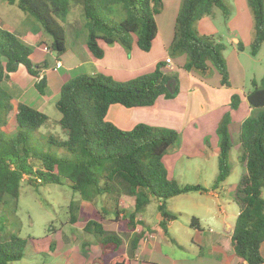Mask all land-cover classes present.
<instances>
[{
  "label": "trees",
  "instance_id": "obj_1",
  "mask_svg": "<svg viewBox=\"0 0 264 264\" xmlns=\"http://www.w3.org/2000/svg\"><path fill=\"white\" fill-rule=\"evenodd\" d=\"M164 1L8 0V3L17 5L41 24L45 33L52 37L51 48L57 54L67 50L65 24L71 4H81L86 44L91 53L101 59L104 56L101 42L119 44L129 55L136 42L141 50L149 52L158 34L156 16L162 13ZM247 4L253 17L252 54L257 55L264 43V0H247ZM215 8H220L227 16L230 14L225 0H182L168 54L170 58L185 55L183 69L187 72L202 75L218 72L221 85L228 88L231 80L224 56L226 46L213 37L200 34L195 27L201 18L212 15ZM243 47L242 43L238 44L240 50ZM32 54V46L14 32L0 27V214H16L21 185L26 179L35 187L66 183L89 203L112 196L120 185L135 199L134 211L124 220L129 230L135 231L138 224L145 226L137 217L154 198L159 204V225L164 234L169 235L168 226L177 216L168 210V200L207 190L200 185L180 186L169 178L163 158L179 140L178 133L142 123L131 130H122L106 117L112 105L146 107L153 106L161 96L175 98L180 92L178 74L165 72L167 64L161 61L151 73L124 82L105 74L73 77L63 84L57 101L62 115L59 125L67 137H45L40 129L49 123V117L24 103L14 106L11 95L2 87L3 81L23 65L37 78L35 87L39 93H46L47 77L42 74L46 63L34 64ZM171 79L177 83L173 91L167 87ZM252 85V91L246 96L252 113L239 131L244 173L235 189L234 201L239 215L232 246L241 264H264L261 254L264 243V113L258 112L264 108V77L260 83L253 81ZM240 102V96L233 94L231 109L237 110ZM13 117L16 130L9 133L6 128ZM231 120L230 113H226L218 125L219 173L213 190L231 174ZM69 209L70 221L76 224L78 204L72 201ZM102 211L106 214L103 217L110 213L106 207ZM114 211L118 218L121 212L117 208ZM197 221L193 217L191 227H198ZM84 231L96 238L102 251L98 264H131L144 234L143 230L133 233L125 256L123 239L108 232L100 219L87 221ZM27 244V239L11 233L9 239L0 242V264L22 260ZM91 244L84 241L83 247Z\"/></svg>",
  "mask_w": 264,
  "mask_h": 264
},
{
  "label": "rangeland",
  "instance_id": "obj_2",
  "mask_svg": "<svg viewBox=\"0 0 264 264\" xmlns=\"http://www.w3.org/2000/svg\"><path fill=\"white\" fill-rule=\"evenodd\" d=\"M180 2H182V0L169 1V9L166 12V18L163 22L167 24L172 23L174 26L176 25L175 18L172 20V17L173 14L178 12ZM225 3L229 12L232 11L236 13L235 0H225ZM162 14H164V11H162ZM213 14L215 17L211 18L212 22L218 27L221 33L228 35L227 24L231 19V16H229L230 14L228 16L225 15L220 8H215ZM35 21L36 20L32 16L24 13L17 5H10L8 0H0V27L3 28L5 25L11 26L17 34L25 33L29 31V29L35 32L33 25ZM84 22L82 5L72 2L68 21L65 24L70 35V39H67L68 49L71 48L75 51L77 44L76 41L73 40L75 39V35L76 37L82 36L80 33L81 28L84 26ZM197 25L199 27V22L195 26L198 30ZM248 29L249 25L243 20V25H240L238 28L239 33L240 31L248 32ZM32 34L36 36V34ZM210 37H212V35H210ZM44 38H46L45 41L49 42L48 46L45 47L44 45L45 51H53L51 48L52 37L44 36ZM80 39L82 38L80 37ZM214 39L219 42L217 37ZM253 39L254 31L252 34V42ZM42 40L44 39L42 38ZM223 43L227 48L226 55L230 56L233 50L231 45L228 44L226 40H224ZM251 44L247 46L246 50L241 53L240 56L245 76L241 73L243 77H240L237 71V79L234 80L233 77L235 81L233 84L241 86V88L243 87L245 94L252 91L253 81L260 83L264 77V44L261 46L257 55L252 54ZM37 50L36 47L33 58L34 61L38 59ZM67 59H69V55ZM237 95L241 98L240 94ZM239 106L241 112H245V104L240 102ZM52 107L53 110L50 108L49 111H47L51 118L50 122L40 129V133L45 135V137H50L52 135L56 138L65 139L67 135L55 121L57 118L56 115L60 116L61 114L59 110L57 112L55 109V104H53ZM258 112L264 113V108L258 109ZM236 124L237 120L235 119L230 127L231 136H233L236 131L234 129ZM6 129L9 133L15 132V117L11 118ZM209 134L212 135L211 133ZM234 135L233 149L230 155L231 174L227 181L220 185V193L222 195L220 199H214V195L209 194L212 192L211 190L219 173L217 145L214 144L213 137L211 138L210 136L207 140H203L204 137L203 139L196 137L187 141L179 139V141L169 149L168 155L170 156L169 159L164 161V165L170 179L175 180L180 186L200 185L210 190L209 193L193 192L183 196H176L168 200V210L177 216L172 226V232L178 236L179 246L173 244V248H170L165 244L163 251L173 255L172 257H179L180 259L187 260L189 258H194L193 256L200 252L199 246L194 245L191 240L192 238H197L198 234L196 228H199V226L194 228L191 227L193 216L199 218L202 230L205 231L203 236L206 240H209V242L213 239L219 240L220 236L226 235L225 222H229L235 226L239 215V208L234 201V191L244 173V163L242 160L239 137L237 136L238 134L235 133ZM115 198L118 200L116 201ZM72 201L78 204L76 213L78 214L79 220L75 226L72 225L70 221L71 216L69 208ZM158 205V201L153 198L145 211L141 214L142 216L139 215L137 217V220L141 222L142 220L140 219L142 218L140 217H143L147 226H150L154 230L159 222L160 212L158 210ZM103 207H106L111 214L109 213V215L103 217L106 215L102 211ZM116 208L121 212L118 218L115 216L114 210ZM134 209V197L128 195L125 188L120 185H117V191L112 196H105L94 203H89L82 200L79 193L74 191L66 183L62 185L46 184L35 187L26 179L21 185L16 214H10L9 212L0 214V227L2 229L0 242L9 239L10 234L13 232L17 233L21 238L27 239L28 244L24 251V258L12 264H67L69 258L65 260V255H63V253L68 251V253H73V255H75L77 250H80L82 255L91 257L92 264H95L97 261L94 255L97 253L96 238L85 233L84 225L86 222L90 219H100L108 232L117 234L123 239L124 245L122 252L125 254L127 251L128 254L130 239L133 233H140L142 231L141 224H138L137 229L132 231L129 230L124 223V220L130 217ZM108 219L111 220L108 221ZM143 231L147 233L146 230L143 229ZM84 241L92 242L93 244L83 247ZM53 243L52 250L51 247ZM70 243L72 244L71 247L69 246ZM206 244L208 243L206 242ZM209 250L210 249L207 248L202 251L208 252ZM87 253L89 254L87 255ZM68 256L67 254V257Z\"/></svg>",
  "mask_w": 264,
  "mask_h": 264
},
{
  "label": "crops",
  "instance_id": "obj_3",
  "mask_svg": "<svg viewBox=\"0 0 264 264\" xmlns=\"http://www.w3.org/2000/svg\"><path fill=\"white\" fill-rule=\"evenodd\" d=\"M169 1L170 0L164 1V14L160 13L156 16L158 34L153 42L151 50L145 52L141 50L135 42L130 55L119 44L107 45L101 42V46L104 49V56L101 59H97L86 44V35L83 32V28H81L80 33L82 36H78V38L75 35V39L73 40L76 41L77 44L75 51L67 47L65 53L57 54L54 51H45L44 48L48 46L49 42L45 41L46 38H44V36L46 37L48 35L43 30L40 23L35 22L33 24L35 32L29 29V31L22 34H17L11 26H3V28L14 32L22 41L33 47L34 51L31 56L32 61L34 64L40 66L46 63V66L42 68V74L47 77L46 93L41 94L35 87L37 78L29 74L25 66L21 65L16 72L11 73L9 78L3 81V89L11 95L14 106L20 103L27 104L46 114L49 119H51L47 111H49L50 108L53 110L52 106L55 104V109L58 112L57 101L61 87L73 77L82 74H105L116 81L124 82L151 73L155 70L159 62H165L166 58L170 57L168 49L174 38L175 26L172 23L167 24L163 22L166 18V12L169 9ZM235 2L236 13L230 12L229 16H231V19L227 24L228 35L221 33L218 27L212 22L211 18L215 17V13L201 18L199 20V27L197 25L200 34L205 36L212 35L213 38L217 37L219 42L223 43V41L226 40L227 43L231 45L233 50L230 56L226 55V47L224 50V56L227 60L230 72L231 87L227 88L221 85L220 75L216 71H213L209 75L185 71L183 69L186 61L185 55L174 58L171 57L173 60L172 70H168L167 67H165L164 70L165 72L178 74L179 94L173 99L161 96L156 100L153 106L126 108L122 105H112L106 117L107 121L122 130H131L137 124L141 123L152 127L174 130L178 133L179 139L183 141L196 137L201 139L204 137L203 140H207V138L211 136V138L213 137L214 144L217 145L216 149L219 156V137L217 135V129L223 116L227 112H230L232 118L231 124L235 119L237 120V124L234 127L236 130L234 134H238L237 136L239 137L240 127L243 121L252 113V109L249 107L246 100L247 94H245L243 87L241 88V86L233 83L238 75L243 77L241 73L245 76L240 56L252 42L253 19L247 0H235ZM178 12L173 14L172 20L175 18L176 21ZM243 20L247 22L249 29L248 32L240 31L239 33L238 28L240 25H243ZM67 32L68 38L70 39L68 28ZM32 33L36 34V36ZM80 37L82 39H80ZM42 38L44 40H42ZM240 43L244 46L243 50H239L238 48V44ZM36 47L38 49V59L34 61L33 58ZM68 55L69 59H67ZM58 62H61V68H57ZM237 71L238 75H236ZM235 93L241 95V102L245 104V112H241L240 106L237 110L231 109V98ZM56 116L57 118L55 121L59 124L62 115ZM234 134L231 136L232 142L235 136ZM169 156L168 153L164 156L163 163L165 160L169 159ZM211 191L212 192L207 189L201 193L210 192L209 194L214 195V199H220V197H222L220 186L218 189H212ZM193 217L198 219L197 223L199 224V228H196L198 234L197 238L195 237L191 240L192 243L199 246L200 249V252L193 256L194 258H189L187 260L180 259L179 257H172L173 255L163 251L165 244L170 248H173V244L179 246V238L172 232L174 221L168 226L170 234H164L163 229L159 225L161 221V215H159L158 226L156 227L157 229L155 228L154 230L150 226H147L143 217H140L142 218L140 220L145 223L144 227L142 225V230H146L147 233L143 234L144 237H142L139 243L131 264H241L240 258L236 257L233 251V224L225 222L226 235L220 236L219 240L213 239L209 242V240H206L203 236L205 231L202 230L199 218L196 216ZM110 220L108 219V221ZM72 225L75 226V224ZM148 227H150L151 230H147ZM189 229L191 230L190 227ZM206 242L208 244H206ZM69 246L71 247L72 244L70 243ZM96 248L97 253L94 255L95 258L98 259L102 251L98 244ZM207 248L210 249L208 252L202 251ZM67 254L69 255L68 257ZM88 254L89 253H87V255ZM261 254L264 257V243L261 246ZM63 255H65V260L69 258L67 264H92V258L82 255L80 250H77L75 255H73V253H68V251L63 253ZM124 255H128L127 251ZM95 264H98V260Z\"/></svg>",
  "mask_w": 264,
  "mask_h": 264
},
{
  "label": "built area",
  "instance_id": "obj_4",
  "mask_svg": "<svg viewBox=\"0 0 264 264\" xmlns=\"http://www.w3.org/2000/svg\"><path fill=\"white\" fill-rule=\"evenodd\" d=\"M166 67L168 68V70H172V68H173V60L170 58V57H167L166 58ZM62 67V64H61V62H58L57 63V68H61Z\"/></svg>",
  "mask_w": 264,
  "mask_h": 264
},
{
  "label": "water",
  "instance_id": "obj_5",
  "mask_svg": "<svg viewBox=\"0 0 264 264\" xmlns=\"http://www.w3.org/2000/svg\"><path fill=\"white\" fill-rule=\"evenodd\" d=\"M167 87H168V89L170 91L175 90V88H176V80L175 79L169 80L168 83H167Z\"/></svg>",
  "mask_w": 264,
  "mask_h": 264
}]
</instances>
